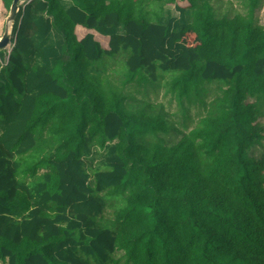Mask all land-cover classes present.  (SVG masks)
Instances as JSON below:
<instances>
[{
  "label": "trees",
  "instance_id": "obj_1",
  "mask_svg": "<svg viewBox=\"0 0 264 264\" xmlns=\"http://www.w3.org/2000/svg\"><path fill=\"white\" fill-rule=\"evenodd\" d=\"M237 1L26 0L0 49V262L264 264L263 0ZM161 73L205 111L173 143L124 89Z\"/></svg>",
  "mask_w": 264,
  "mask_h": 264
},
{
  "label": "rangeland",
  "instance_id": "obj_2",
  "mask_svg": "<svg viewBox=\"0 0 264 264\" xmlns=\"http://www.w3.org/2000/svg\"><path fill=\"white\" fill-rule=\"evenodd\" d=\"M214 3L216 12L219 16L229 15L233 16L237 12H246L245 8L240 4L237 0H212ZM26 0H23L20 6L24 5ZM183 1H179L178 5H183ZM167 9L171 11L172 16L179 17L180 12L177 11L175 5H168ZM10 15V8H8L2 0H0V38L4 34L6 27H7V19ZM256 17L262 26H264V0L262 1L260 7L257 9ZM9 31L13 37V22L9 23ZM94 31V30H93ZM89 32V30L78 27L76 33L80 38L82 35ZM97 40H99L102 45L105 47H109V37L103 36L100 33L94 31ZM13 38L11 39V43L7 48L8 53L13 49ZM124 54V53H121ZM121 54L115 56L114 58L109 59L110 70L114 69L120 71L122 67V61L125 58L121 56ZM121 75L117 74V79L121 80ZM170 77L168 74L161 73L157 80H149L144 81L141 83H135L133 86L130 84L124 86V89H131L132 93H130V100H129V108L130 109H147L149 105H156L155 111L158 112L161 110V105L163 109L167 113V118L169 121V125L171 127L169 133L160 135L165 138L167 143H173L178 140L183 133L190 131L198 122L199 118L205 114L204 108L198 105L190 104L188 101L180 102L178 100L177 95L171 93L169 91V85L166 81H169ZM219 83H213L208 86L209 92L206 99L210 101L214 98L217 94L220 93ZM160 106V108L158 107ZM258 123L262 125L264 128V115L258 119ZM103 153L102 149L95 148L93 152V157H95L94 162L92 165H96ZM251 153L254 157L260 158L264 153V145L255 146ZM89 163L91 161L88 159ZM117 205H115L114 201H111L108 207L105 209L104 213L102 214L101 221H107L109 219H113L114 215L116 214ZM122 252L116 253V257H120ZM0 264H7L4 262H0Z\"/></svg>",
  "mask_w": 264,
  "mask_h": 264
},
{
  "label": "water",
  "instance_id": "obj_3",
  "mask_svg": "<svg viewBox=\"0 0 264 264\" xmlns=\"http://www.w3.org/2000/svg\"><path fill=\"white\" fill-rule=\"evenodd\" d=\"M21 3H22V0L12 1L11 7H10V15L8 16V19H7L8 24H7L4 34L0 38V49H7L11 43L12 35H11V32L9 31V23L10 22L14 23V21L16 20L18 13L20 11Z\"/></svg>",
  "mask_w": 264,
  "mask_h": 264
},
{
  "label": "built area",
  "instance_id": "obj_4",
  "mask_svg": "<svg viewBox=\"0 0 264 264\" xmlns=\"http://www.w3.org/2000/svg\"><path fill=\"white\" fill-rule=\"evenodd\" d=\"M22 2H23V0H22ZM14 44V43H13Z\"/></svg>",
  "mask_w": 264,
  "mask_h": 264
}]
</instances>
